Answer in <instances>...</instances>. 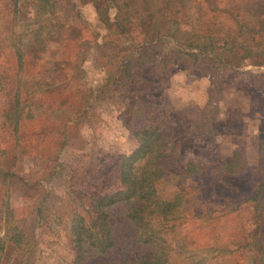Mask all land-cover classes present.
<instances>
[{"label":"rangeland","instance_id":"374dc122","mask_svg":"<svg viewBox=\"0 0 264 264\" xmlns=\"http://www.w3.org/2000/svg\"><path fill=\"white\" fill-rule=\"evenodd\" d=\"M91 1L0 0V240L23 229L0 264H72V218L120 189L119 159L151 123L178 145L162 188L188 197L169 264H264V0H118L137 14L132 38L109 33ZM182 162L201 170L184 179ZM126 208L110 218L122 260L147 250Z\"/></svg>","mask_w":264,"mask_h":264},{"label":"trees","instance_id":"16d2710c","mask_svg":"<svg viewBox=\"0 0 264 264\" xmlns=\"http://www.w3.org/2000/svg\"><path fill=\"white\" fill-rule=\"evenodd\" d=\"M95 2L98 19L105 25L109 33L112 28L118 29L120 35L123 34L126 37L131 35L132 38L133 21L137 23V14L134 16L120 15L124 13L121 10L123 3H117L118 0H97ZM162 2L169 5L170 0H162ZM107 3L114 4L116 16L112 17L109 14L107 7L109 4ZM124 5L130 6V3L127 2ZM76 17L78 16L76 15ZM143 26H138L139 34L145 31ZM13 33L19 37L22 35L19 30L14 31L13 29ZM15 54L16 70L20 71L24 67L26 58L22 50ZM128 60V57L121 60L120 68L123 65L124 71L120 69L119 76L127 77ZM9 75L0 70V92L6 88V76ZM14 82L21 86L22 77L18 76ZM10 91L14 93L11 89ZM17 94H19L18 90L10 97L13 108L11 113L15 115L21 112L18 111V106L21 104L22 97ZM23 117L24 115H20L13 123L15 131ZM136 139L138 140L137 148L129 154L121 155L119 159L120 189L112 193L89 195L90 205L84 209V213L77 212L72 218L71 244L75 253L72 264L170 263L168 256L170 246L166 235L176 227L177 220L183 218L182 208L188 198L187 191L180 190V182L177 183L180 185L179 189L177 184L174 185L175 189L174 186L171 190L162 188V184L172 181L168 168L172 165L173 152L177 150L178 145L173 143L172 130L162 123L147 125L144 129L136 132ZM181 166L183 178L186 176L195 177L193 175L201 170L193 163L182 162ZM119 205L127 206L126 216L136 229L137 241L147 248L144 254L138 258L122 260L117 254V242L110 218L111 210ZM2 237L4 240H0V252L3 251L6 241L20 246L23 229L17 224L7 225L5 235Z\"/></svg>","mask_w":264,"mask_h":264},{"label":"crops","instance_id":"0c3cea01","mask_svg":"<svg viewBox=\"0 0 264 264\" xmlns=\"http://www.w3.org/2000/svg\"><path fill=\"white\" fill-rule=\"evenodd\" d=\"M93 1L95 2V1H97V0H92L91 2H93ZM95 3H96V2H95ZM94 7H95V5H94ZM95 11H96V8H95ZM96 14H97V12H96ZM97 17H98V16H97Z\"/></svg>","mask_w":264,"mask_h":264}]
</instances>
